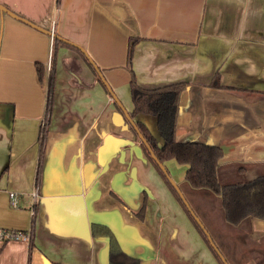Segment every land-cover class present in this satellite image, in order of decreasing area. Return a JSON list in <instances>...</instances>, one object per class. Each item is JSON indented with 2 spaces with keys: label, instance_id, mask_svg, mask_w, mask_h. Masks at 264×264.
Here are the masks:
<instances>
[{
  "label": "crops",
  "instance_id": "0c3cea01",
  "mask_svg": "<svg viewBox=\"0 0 264 264\" xmlns=\"http://www.w3.org/2000/svg\"><path fill=\"white\" fill-rule=\"evenodd\" d=\"M0 3L22 17L0 10V227L32 229L30 241L0 242V264H108L109 239L97 224L139 264H217L108 88L129 112L126 61L136 37L130 66L141 86L187 83L176 139L220 146L224 174L237 173V165L245 179L264 173V0ZM23 19L82 49L53 40L42 145L51 37ZM134 119L161 142L155 116ZM165 166L185 188L187 164ZM251 235L264 243V219L251 220Z\"/></svg>",
  "mask_w": 264,
  "mask_h": 264
},
{
  "label": "trees",
  "instance_id": "16d2710c",
  "mask_svg": "<svg viewBox=\"0 0 264 264\" xmlns=\"http://www.w3.org/2000/svg\"><path fill=\"white\" fill-rule=\"evenodd\" d=\"M56 3L58 4V0ZM53 40L76 47L61 39ZM136 41V37L129 41L126 61L130 70L129 92L132 102V109L128 112L130 118L159 162L165 164L169 160H174L178 164H187L183 174L185 188L180 183L178 186L225 260L229 264H246L249 260L254 264H264V243L251 235V220L253 218L264 219V173L245 179L243 177L245 166L237 165V173L224 174V170L219 166V159L222 156L220 146L200 141H179L176 139L179 98L187 83L180 81L155 87L141 86L130 66L132 49ZM89 64L93 67L91 63ZM42 69L41 63H37L40 77ZM51 72L52 68L47 76L46 104L49 111L52 103ZM210 84L218 85L216 75L213 76ZM119 109H121L120 106ZM140 113L155 116L157 133L161 138L160 143L141 121L134 119ZM126 120L145 155L161 175L219 263L224 264L203 229L191 215L156 160L151 156L147 146L139 138L133 125L128 119ZM43 138L39 135L40 145H42ZM166 171L168 173L167 169ZM231 177L235 180H232ZM144 206L145 196L139 210L141 215ZM92 227L94 230V225ZM95 227L108 236V264H139L137 257L130 256L121 249L109 228L100 224Z\"/></svg>",
  "mask_w": 264,
  "mask_h": 264
},
{
  "label": "water",
  "instance_id": "95a60500",
  "mask_svg": "<svg viewBox=\"0 0 264 264\" xmlns=\"http://www.w3.org/2000/svg\"><path fill=\"white\" fill-rule=\"evenodd\" d=\"M0 10L1 11H5L7 12L8 14L10 15H13L15 17H18V18H21L20 16H18L17 14H15L14 12L10 11L9 9H7L4 5H2L0 3ZM25 20V19H23ZM27 21V20H25ZM28 23L32 24L33 26L37 27L38 29L46 32L47 34H49L53 39H61V40H64L66 42H69L71 43L69 40L61 37L60 35L56 34L55 32L52 31V29H46V28H43L39 25H36V24H33L29 21H27ZM73 45H75L74 43H71ZM77 47H79L78 45H75ZM80 48V47H79ZM81 49V48H80ZM82 50V49H81ZM90 60V59H89ZM90 63L93 65V67L95 68V70L97 71L98 75L101 76V73L100 71L97 69V67L95 66V64L90 60ZM108 91L111 93L112 97L117 101L118 105L121 107L125 117L129 120V122L133 125V127L135 128V130L137 131V134L139 136V138L141 139V141L147 146L148 150L150 151V154L151 156L156 160V162L158 163V166L160 167V169L165 173L166 177L168 178L169 182L171 183V185L174 187V189L176 190V192L178 193L179 197L182 199V201L184 202V204L186 205V207L188 208V210L190 211L191 215H193L194 219L196 220V222L199 224V226L203 229L204 233L206 234L207 236V239L209 240L210 244L212 245V247L217 251L220 259L222 260V262L224 264H229L224 256L221 254V252L218 250L217 246L214 244V242L212 241L210 235L208 234L207 230L205 229L204 225L202 224L201 220L199 219L198 216H196L193 212V210L191 209L190 205L188 204L187 200L185 199L181 189L179 188L178 184L173 180V178L167 173L166 169H165V166L163 163L159 162L155 155L153 154L151 148L149 147L148 143L146 142V140L143 138L142 134L138 131V128L137 126L135 125L134 121L130 118L128 112L122 107L121 103L117 100L116 96L112 93V91L108 88Z\"/></svg>",
  "mask_w": 264,
  "mask_h": 264
},
{
  "label": "built area",
  "instance_id": "2783aa9c",
  "mask_svg": "<svg viewBox=\"0 0 264 264\" xmlns=\"http://www.w3.org/2000/svg\"><path fill=\"white\" fill-rule=\"evenodd\" d=\"M52 44H53V38L51 37V47L49 51V60L47 63V68L49 70L51 67V59H52ZM46 96H47V92H46ZM48 113H49L48 107L46 104L45 115L43 117V120L41 121L40 128H39V135L43 137L45 136V132H46ZM37 188H38L37 185H35L30 191L31 205L29 209H30L31 215H34V212H35V202L38 197ZM8 196H9V201L11 205L15 206L17 204L15 191H9ZM31 238H32L31 228L22 230V229H12V228L0 227V242H4L8 240H18V239L30 241Z\"/></svg>",
  "mask_w": 264,
  "mask_h": 264
},
{
  "label": "rangeland",
  "instance_id": "374dc122",
  "mask_svg": "<svg viewBox=\"0 0 264 264\" xmlns=\"http://www.w3.org/2000/svg\"><path fill=\"white\" fill-rule=\"evenodd\" d=\"M130 93V92H129ZM164 166H165V164H164ZM166 167V166H165ZM166 169L168 170V168L166 167ZM168 173H169V175L173 178V180L176 182V177L174 176V175H172L171 173H170V171L168 170ZM160 175V174H159ZM161 176V175H160ZM162 178V177H161ZM232 178V177H231ZM238 178V177H237ZM163 179V178H162ZM232 180H235V178H232ZM238 180V179H237ZM164 181V180H163ZM177 183V182H176ZM166 184V183H165ZM178 184V183H177ZM167 186V185H166ZM168 187V186H167ZM169 189V188H168ZM170 190V189H169ZM171 191V190H170ZM172 193V192H171ZM172 195H173V193H172ZM174 196V195H173ZM182 210H183V208H182ZM183 213H184V217H185V220L189 223V226L190 227H192L193 228V232H194V237L197 239L196 241L197 242H199V243H201V244H203L206 248H208L209 249V247H208V245H207V243L205 242V240L203 239V237L201 236V234L197 231V229L195 228V226L193 225V223L191 222V220L188 218V216H187V214L185 213V211L183 210ZM198 236V237H196V236ZM193 243H194V240H193ZM209 251L211 252V257L213 258V260L217 263V264H220L219 263V261H218V259L214 256V254L212 253V251L209 249ZM205 258V257H204ZM203 258V260H204V262L206 261V262H208V259L207 258H205L204 259ZM205 262V263H206ZM207 264V263H206Z\"/></svg>",
  "mask_w": 264,
  "mask_h": 264
}]
</instances>
